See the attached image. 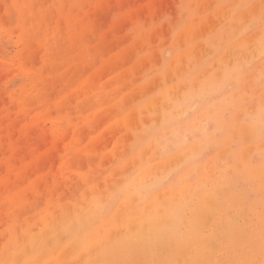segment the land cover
<instances>
[{
    "label": "rangeland",
    "instance_id": "rangeland-1",
    "mask_svg": "<svg viewBox=\"0 0 264 264\" xmlns=\"http://www.w3.org/2000/svg\"><path fill=\"white\" fill-rule=\"evenodd\" d=\"M152 202L172 225L110 240ZM75 237L109 240L95 264H264V0H0V264Z\"/></svg>",
    "mask_w": 264,
    "mask_h": 264
},
{
    "label": "bare ground",
    "instance_id": "bare-ground-1",
    "mask_svg": "<svg viewBox=\"0 0 264 264\" xmlns=\"http://www.w3.org/2000/svg\"><path fill=\"white\" fill-rule=\"evenodd\" d=\"M36 11V10H35ZM34 13V12H33ZM36 13H38V12H36ZM27 15V14H26ZM35 15H37V14H35ZM38 16V15H37ZM48 16H50V15H48ZM21 17V16H20ZM28 17V16H27ZM6 18V17H5ZM22 19H21V22L24 24V22H25V19H27V18H25L24 16H22L21 17ZM28 19H30V17L28 18ZM37 19V18H36ZM39 20H38V22L40 21V18H38ZM42 19V18H41ZM48 20H49V18H48ZM51 21V20H50ZM27 22V21H26ZM30 22V21H29ZM49 22V21H48ZM51 23V22H50ZM50 23H49V26L48 27H50L51 25H50ZM27 24H29V23H27ZM34 24V23H33ZM32 23L30 24V25H28V26H26L25 24V28H26V34L29 36V37H35L36 36V26H34ZM62 24V23H61ZM44 25V24H43ZM36 27V28H35ZM52 29V28H51ZM60 29V28H59ZM62 29V28H61ZM53 30V29H52ZM39 31V30H38ZM52 33H54L53 31H52ZM41 34V33H40ZM58 34V33H57ZM20 38V37H19ZM34 47V46H33ZM42 47V46H41ZM30 48H31V46H30ZM74 49V48H73ZM39 52V51H38ZM51 52H52V50H51ZM53 53H54V51H53ZM53 53H51V54H53ZM234 53V52H233ZM56 60H58V58L56 59ZM263 64V63H262ZM225 91V90H224ZM50 116V115H49ZM54 117H55V115H54ZM131 117V116H130ZM132 117H133V119H134V121H135V123L137 122V120L134 118V117H136V112H133V114H132ZM51 118V117H50ZM129 118L127 117V119L126 120H128ZM132 119V120H133ZM239 121H240V118H239ZM50 122V121H49ZM129 122H131V120H129ZM208 127H209V124L207 123H199V124H197V129L198 130H206V129H208ZM244 132H245V136L247 137V142H248V144H250L255 138H256V134H255V131H254V129H252V128H246L245 130H244ZM253 147H249L248 148V150L246 151V153H245V161H246V165L247 166H250V157H251V154H252V151H253ZM212 150V149H211ZM148 151L150 152L151 151V155L152 156H154V158L155 159H151V158H146V160H151V161H153V160H155V162H152V165H153V169H152V174L154 173V172H156V171H165L166 169H168V167H169V164H165V163H162L161 162V160H160V157H159V155L157 154V152H154V150L151 148V149H148ZM190 156V154H186L185 156H183V158H181V159H186L187 157H189ZM143 157H144V155H143ZM174 159H176L175 157H174ZM135 160V159H134ZM133 160V161H134ZM178 163V162H177ZM151 169V168H150ZM208 171H209V173L210 174H215V167L213 166V164H209V166H208ZM253 173V172H252ZM259 173V172H258ZM254 174V173H253ZM147 175H151V174H149V172H148V174ZM259 175H261L262 176V174H259ZM258 175V176H259ZM257 177V176H256ZM138 178V177H137ZM182 182H185L184 180H182ZM192 191H193V188L192 187H190V186H186V185H184L183 187H182V192L180 193V195L181 196H183L186 200H188L189 198H190V195H191V193H192ZM97 192V191H96ZM95 192V193H96ZM98 193V192H97ZM261 193V192H260ZM99 194V193H98ZM168 194V193H167ZM166 194V195H167ZM96 195V194H95ZM159 195H161V193L159 194ZM163 195V194H162ZM99 197V196H98ZM162 197V196H161ZM132 197H130V199H131ZM135 198V197H134ZM161 199V198H160ZM195 199V198H194ZM207 199V198H206ZM227 199H229V198H227ZM132 200V199H131ZM138 198H135V200H134V206L136 205V203L138 202ZM124 202V201H123ZM122 202V203H123ZM126 202V201H125ZM130 202V201H129ZM133 202V201H132ZM228 202V201H227ZM131 204V202L129 203V205ZM207 204H208V207H210L211 208V210H216L217 209V202H216V198H215V196H209V198H208V201H207ZM127 203L124 205V207H123V209H122V212H121V214H120V208L118 209V212H119V214H120V216H119V218H118V216L116 217V218H118V223H116L115 222V224H117V226H116V229L114 230V229H112V231L114 230V232H113V234L112 233H110V234H112V236H111V238H110V240H113V238H115V237H119V236H121V235H127V236H129V237H133V236H140V235H143V234H145L146 233V230H147V227L148 226H150V225H153V226H160V225H167V224H170V225H172L173 224V219H172V214H169V215H167L166 214V212H165V210L162 208V207H159V206H152L153 205V202H152V204L147 208V210H146V214L148 215V214H151L150 216H151V221H150V223H148V224H146L145 222H144V219H140V220H138V221H133L131 218H130V216H129V214H128V212L131 210V207H133V205H131V206H129ZM224 205V204H223ZM239 206V205H238ZM120 207V206H119ZM135 207H133V209H134ZM221 209V208H220ZM242 211V210H241ZM80 212V211H79ZM78 212V213H79ZM118 212L116 211V213L118 214ZM257 212V211H256ZM188 214V213H187ZM80 215V214H79ZM97 216V215H96ZM240 217H242L241 215H237L236 217H235V219L234 220H236V221H240ZM134 219V218H133ZM255 220V219H254ZM54 221V220H53ZM56 221V220H55ZM113 221V220H112ZM60 222L58 221V224H59ZM50 225H52V223L50 224ZM55 225V224H54ZM57 225V224H56ZM56 225H55V227H56ZM169 225V226H170ZM214 225V224H213ZM240 225V224H239ZM51 227V226H50ZM54 227V226H53ZM156 228V227H155ZM183 229V228H182ZM211 229V228H210ZM48 231L49 230H51V229H47ZM111 231V230H110ZM111 231V232H112ZM71 232V231H70ZM107 233V232H106ZM246 233V232H245ZM41 235V234H40ZM106 236V238H107V235H105ZM45 237H46V235H45ZM104 237V236H103ZM26 238V237H25ZM43 238V237H42ZM102 238V237H101ZM47 239V238H46ZM108 239V238H107ZM107 239H104L105 241L104 242H102V243H99V244H96L95 242H90V241H88L87 239H85V238H79V237H75V238H73V240H72V242H71V244H70V246H72L71 247V251L69 252L68 251V253H67V251H65V253L63 252V254H62V256L61 257H64L63 258V264H95V263H97V261H99V260H102L103 259V257L104 256H107L106 254H107V249H108V242H109V240H107ZM227 239V238H226ZM87 241V242H86ZM93 241V240H92ZM103 241V240H102ZM70 243V242H69ZM207 244H208V242H207ZM215 246V245H214ZM222 246V245H221ZM47 248H49V247H47ZM69 248V247H68ZM67 248V249H68ZM69 250V249H68ZM9 251H10V249H9ZM48 251V250H47ZM211 251H214V249H213V247L211 248ZM31 252V251H30ZM172 252V251H171ZM70 253V254H69ZM6 254V253H5ZM9 255V254H8ZM117 255V254H116ZM21 256V255H20ZM135 257V256H134ZM133 257V258H134ZM4 255L3 256H1V260H4ZM60 258V257H59ZM246 258H248V257H246ZM20 260H21V258H20ZM42 260V259H41ZM40 260V261H41ZM60 260V259H59ZM39 261V262H40ZM53 262H54V260H52ZM60 261H62V258H61V260ZM151 261V260H150ZM18 262V261H17ZM38 262V261H37ZM41 263V262H40ZM190 263V262H189ZM254 264H256V260L254 261Z\"/></svg>",
    "mask_w": 264,
    "mask_h": 264
}]
</instances>
